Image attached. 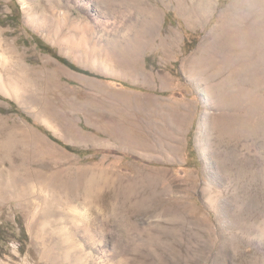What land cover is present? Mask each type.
Returning a JSON list of instances; mask_svg holds the SVG:
<instances>
[{"label":"rangeland","instance_id":"1","mask_svg":"<svg viewBox=\"0 0 264 264\" xmlns=\"http://www.w3.org/2000/svg\"><path fill=\"white\" fill-rule=\"evenodd\" d=\"M83 1L0 0V264H264V0Z\"/></svg>","mask_w":264,"mask_h":264},{"label":"trees","instance_id":"2","mask_svg":"<svg viewBox=\"0 0 264 264\" xmlns=\"http://www.w3.org/2000/svg\"><path fill=\"white\" fill-rule=\"evenodd\" d=\"M38 46L46 51V52H49L51 53L53 56H55L57 59H59L61 62H63L64 64L68 65L69 67H71L72 69L74 70H78V71H81L83 73H86V74H89V75H94L93 73L89 72L88 70H84V69H81L79 68L78 66L72 64L70 61H68L66 58L62 57V56H59L57 55L56 51L51 47L49 46L48 44L44 43L39 37H36L35 38ZM12 108L16 111V112H19L21 115H24L22 112H20L14 105H12ZM28 118V117H27ZM66 148L68 149H71V147L69 146H66ZM73 150V149H71ZM17 223L19 224V231H20V235H21V238L22 239H25L26 238V232H25V229H24V226L22 225L19 217L17 219ZM4 227L2 225H0V240L3 238V233H4Z\"/></svg>","mask_w":264,"mask_h":264},{"label":"bare ground","instance_id":"3","mask_svg":"<svg viewBox=\"0 0 264 264\" xmlns=\"http://www.w3.org/2000/svg\"><path fill=\"white\" fill-rule=\"evenodd\" d=\"M81 3H84V1L81 0ZM199 3L201 4L202 9H207L208 7L212 6L213 0H199ZM202 130H203V125L200 123L198 125V134H200L202 132ZM200 138H201V136L198 139H200Z\"/></svg>","mask_w":264,"mask_h":264}]
</instances>
